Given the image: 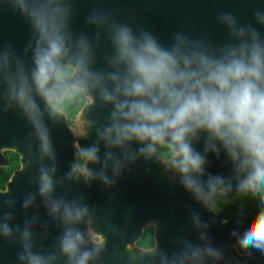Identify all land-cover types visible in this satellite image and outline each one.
I'll return each mask as SVG.
<instances>
[{
  "label": "clouds",
  "instance_id": "clouds-1",
  "mask_svg": "<svg viewBox=\"0 0 264 264\" xmlns=\"http://www.w3.org/2000/svg\"><path fill=\"white\" fill-rule=\"evenodd\" d=\"M0 7L21 17L30 32L29 61L0 47V111L18 110L36 141V174L29 181L36 188L20 207L27 213L39 198L61 229L46 247L37 228L46 236L48 222L32 215L15 224V198L0 199V240L18 244L17 264H97L104 246L90 227L88 205L57 187L93 181L111 187L139 160L158 163L208 208L233 188L254 194L257 211L233 234L240 248L264 254V4L248 22L231 11L218 13L223 39L177 30L166 41L100 10L85 17L90 34L74 31L71 0H0ZM72 100L107 114L87 121L95 140L77 147L59 178L45 121H58ZM209 154L223 156L230 174L208 172ZM191 222L196 242L181 239L167 252L150 246L134 264H217L224 252L207 236V223L196 213Z\"/></svg>",
  "mask_w": 264,
  "mask_h": 264
},
{
  "label": "water",
  "instance_id": "water-1",
  "mask_svg": "<svg viewBox=\"0 0 264 264\" xmlns=\"http://www.w3.org/2000/svg\"><path fill=\"white\" fill-rule=\"evenodd\" d=\"M71 3V26L74 31L84 30L90 34L92 29L85 26V17L93 10H100L118 20L145 27L166 41L177 30L192 36L210 33L216 40L223 39L226 34L215 22L218 13L231 11L241 22H248L253 8L258 3L264 4V0H71ZM29 38L27 23L8 8L0 7V47L8 45L17 55L29 61L30 53H25ZM106 114L107 109H90L84 105L79 113L82 122L80 127L84 132L81 134L80 130L74 136L65 122L45 121L55 153L56 177L62 178L69 170L76 159L77 147H85L95 140L94 131L86 127L87 121L102 120ZM20 141L16 139L13 144L16 150H21V167L11 174L6 183L7 192L0 195V199L5 196L15 198V224H22L26 216L32 215H38L41 221L48 222L46 236L41 237V230L37 228L38 242L47 247L53 243L61 229L48 218L39 198L36 201L37 207L30 208L27 213L20 207L24 194L35 192L36 188L34 183H29L36 174L35 138L30 134ZM4 160L0 153V167ZM208 160V172L225 176L230 174V167L223 156L216 160L209 154ZM45 163L50 162L46 160ZM152 174L159 175L154 182H158L160 187L150 185ZM57 193L82 197L88 205L90 227L102 237L104 246L97 264H134L133 257L145 254L143 250L146 248L138 246L137 240L143 228L149 224L155 226L153 245L157 249L170 251L178 246L181 239L196 242L198 233L191 222L193 213L198 214L202 223H207V236L214 246L224 252V258L217 264H264V254L259 251L243 253L239 250L237 236L233 233L243 221L244 213L241 209H234L225 218L214 208L205 207L172 180L158 163L137 161L111 187H105L99 181L88 185L65 182L57 187ZM237 194L242 193L233 188L225 196L233 200ZM80 227L84 229L85 225L81 224ZM18 250V244L0 240V264H17Z\"/></svg>",
  "mask_w": 264,
  "mask_h": 264
},
{
  "label": "flooded vegetation",
  "instance_id": "flooded-vegetation-1",
  "mask_svg": "<svg viewBox=\"0 0 264 264\" xmlns=\"http://www.w3.org/2000/svg\"><path fill=\"white\" fill-rule=\"evenodd\" d=\"M84 105L85 104H83V102L80 100H72L67 102L63 115L58 121L54 122H65L67 127H69L73 133V136L74 134H78L81 130L80 125L82 124L79 113ZM30 134V125L18 110H9L7 112L0 111V153L5 158L4 164H2L0 167V187L2 189L6 188V183L9 180L11 174L21 167V150L20 152L16 150L13 143L16 141V139H18V142H21L20 140H24V138ZM161 172L163 173V171ZM157 178H159V175L152 174L150 177V185H157L160 187L158 182H154V180ZM162 185H164V182H162ZM154 230L155 226L153 224L145 226L143 228L141 237L137 240V245L144 248L152 246L154 240ZM143 239L147 242H145Z\"/></svg>",
  "mask_w": 264,
  "mask_h": 264
},
{
  "label": "trees",
  "instance_id": "trees-1",
  "mask_svg": "<svg viewBox=\"0 0 264 264\" xmlns=\"http://www.w3.org/2000/svg\"><path fill=\"white\" fill-rule=\"evenodd\" d=\"M258 199L252 193H242L236 195V197L229 201L225 196L216 197L215 198V209L217 211H221L225 217H227L234 209L239 208L244 213L243 221L253 215L257 211ZM144 240V239H143ZM147 242L146 240H144ZM239 250L243 253H249V251L240 248ZM256 250H252L250 252H254Z\"/></svg>",
  "mask_w": 264,
  "mask_h": 264
}]
</instances>
